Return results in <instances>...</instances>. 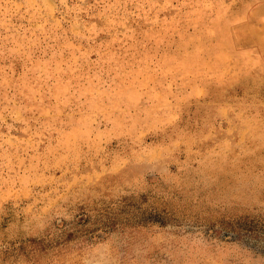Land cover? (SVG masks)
I'll list each match as a JSON object with an SVG mask.
<instances>
[{"label": "rangeland", "instance_id": "374dc122", "mask_svg": "<svg viewBox=\"0 0 264 264\" xmlns=\"http://www.w3.org/2000/svg\"><path fill=\"white\" fill-rule=\"evenodd\" d=\"M0 264H264V0H0Z\"/></svg>", "mask_w": 264, "mask_h": 264}]
</instances>
